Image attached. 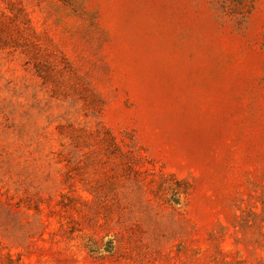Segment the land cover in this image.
Returning a JSON list of instances; mask_svg holds the SVG:
<instances>
[{"label":"rangeland","instance_id":"1","mask_svg":"<svg viewBox=\"0 0 264 264\" xmlns=\"http://www.w3.org/2000/svg\"><path fill=\"white\" fill-rule=\"evenodd\" d=\"M0 264H264V0H0Z\"/></svg>","mask_w":264,"mask_h":264},{"label":"trees","instance_id":"2","mask_svg":"<svg viewBox=\"0 0 264 264\" xmlns=\"http://www.w3.org/2000/svg\"><path fill=\"white\" fill-rule=\"evenodd\" d=\"M169 190L177 191L176 193H174L175 195L173 196L180 199L182 195H186V193L190 190V188L186 182L178 181V187L176 189H169Z\"/></svg>","mask_w":264,"mask_h":264}]
</instances>
